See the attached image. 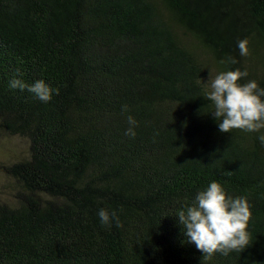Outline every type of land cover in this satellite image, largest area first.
<instances>
[{
    "label": "trees",
    "instance_id": "trees-1",
    "mask_svg": "<svg viewBox=\"0 0 264 264\" xmlns=\"http://www.w3.org/2000/svg\"><path fill=\"white\" fill-rule=\"evenodd\" d=\"M229 68L264 87V0H0V133L29 152L2 167L21 191L0 264H264V144L221 132L205 95ZM17 71L58 92L11 90ZM212 180L247 198L250 240L206 260L175 214Z\"/></svg>",
    "mask_w": 264,
    "mask_h": 264
},
{
    "label": "clouds",
    "instance_id": "clouds-1",
    "mask_svg": "<svg viewBox=\"0 0 264 264\" xmlns=\"http://www.w3.org/2000/svg\"><path fill=\"white\" fill-rule=\"evenodd\" d=\"M247 40L238 42L240 56H247L249 49ZM220 64H236L234 57L221 59ZM22 73L9 80L11 90H27L33 96L48 102L57 89H53L44 79L32 84L24 81ZM248 76L247 70L226 69L218 72L210 84V90L205 93L213 105V116L218 128L223 133L240 129L248 133H260L258 140L264 144V87L256 80L241 83ZM127 112V106H122ZM128 128L125 135L136 136L138 122L134 116H127ZM102 226L111 227L113 222L120 226V220L115 211L106 208L97 213ZM175 216L182 227L187 243H192L203 253L206 260H211L219 252L228 255L232 251L241 252L249 245L250 233L247 231L251 211L246 197L232 196L217 180H212L206 187L199 190L190 203L182 204Z\"/></svg>",
    "mask_w": 264,
    "mask_h": 264
},
{
    "label": "rangeland",
    "instance_id": "rangeland-1",
    "mask_svg": "<svg viewBox=\"0 0 264 264\" xmlns=\"http://www.w3.org/2000/svg\"><path fill=\"white\" fill-rule=\"evenodd\" d=\"M214 78L215 76L212 73L208 79L209 86ZM28 156V142L26 139L0 133V202L15 205L17 196L21 191L17 182L7 175L2 167Z\"/></svg>",
    "mask_w": 264,
    "mask_h": 264
}]
</instances>
